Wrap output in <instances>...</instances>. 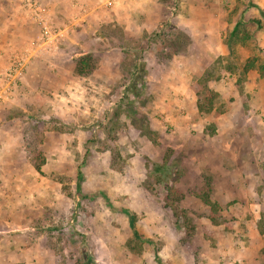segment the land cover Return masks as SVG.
I'll list each match as a JSON object with an SVG mask.
<instances>
[{"label": "rangeland", "instance_id": "obj_1", "mask_svg": "<svg viewBox=\"0 0 264 264\" xmlns=\"http://www.w3.org/2000/svg\"><path fill=\"white\" fill-rule=\"evenodd\" d=\"M96 1L102 14L113 13L114 5L106 8ZM239 2L241 0H157L155 6L146 8L155 28L145 33L157 32L164 24L172 23L189 36V42L182 53L168 62H159L153 50L142 54L146 66L145 95L134 105L147 113L149 125L158 138L152 143L140 137L132 127L123 126L118 135L121 159L116 168L110 165L111 153L103 150L106 144L101 127L124 90L129 64L125 53L114 47L121 40L114 38L111 25L120 27L127 38L140 37L144 32L140 30L137 35L128 23L103 22L82 35L75 34L68 41L72 31L81 27L92 13L98 12L87 10L80 16L83 20L74 23L75 15H81L83 11L72 5L77 9L66 22L70 25L68 34L56 45L45 48L37 26L23 14L24 24H32L38 31L37 37L23 35L16 38L23 41L16 46L17 50L27 51L35 59V93L19 97L18 102H0V141L20 143L18 153L25 159V165L20 169L28 181L24 182V192L22 189L15 197L4 191L0 183V205L23 202L15 209L11 205L6 211L0 209V238L10 241L15 234L21 236L19 247L28 250L25 254L30 258L28 264H214L211 259L215 258L221 259L220 264H227L230 259L216 250V239H213L216 231L222 237L227 233L235 234L234 246L246 247L243 261L264 264V135L257 138L254 133L249 135L247 143L253 149L248 150L245 164L238 161L239 170L248 173H251L250 169L259 168L261 163L262 182L254 189V195L235 197L220 205L225 224L212 225L207 218L208 207L194 196L195 191L203 189V177L209 176L201 175V188L195 191L179 182L183 175V155L169 143L167 138L175 133V128L164 118V112H160L165 105V95L177 101L190 93L195 97V108L196 96L190 85L213 66L218 57L228 55L224 44L229 31L227 25L232 27L227 20L228 13ZM21 7L25 11L23 5ZM45 7L49 9V6ZM214 19L218 20V31H223L218 32L222 34L216 38L209 33ZM250 27L255 31L253 26ZM105 35H109L113 43L109 38L103 39ZM221 47L225 48L223 55L220 54ZM236 52L238 65L253 58L255 64V68L247 73L242 90L237 86L239 73L224 71L208 84L219 96L217 111L201 115L196 111L193 115L191 107L184 105V111H180L183 113L175 114L184 116L187 112L185 115L193 119L207 117L205 129L209 134L215 128L210 120L223 115L227 120L233 116L237 126L246 123L253 128L257 125L255 113H262L258 121L264 123V86L261 100L251 95L246 86L249 79L257 78V74L264 81V50L251 41L248 46H237ZM85 54L93 57L94 66L90 75L80 77L74 72L75 62ZM142 101L145 103L143 108L139 104ZM123 121L122 117L119 127ZM155 123L157 130L153 129ZM167 154L172 155L170 169L165 173L154 172L150 163H162ZM226 160L232 166L236 163L230 157ZM34 162H41V173L35 170ZM16 168L0 167V173L3 170L7 175L8 181L3 182L9 183L12 179L9 173ZM78 168L83 175L80 195L76 191ZM175 170L181 173L174 182L182 194L176 204L179 217L174 216L171 208L164 207L165 182L153 185L154 192L144 188L159 176L169 172L172 176ZM34 180L35 191L32 193L27 184ZM92 195L96 196L88 198ZM125 210L136 215L135 227L143 239L141 256L132 255L125 248L126 240L132 236ZM255 215L259 216L257 236L256 228L247 231L241 227L244 226L242 221L251 220Z\"/></svg>", "mask_w": 264, "mask_h": 264}, {"label": "crops", "instance_id": "obj_2", "mask_svg": "<svg viewBox=\"0 0 264 264\" xmlns=\"http://www.w3.org/2000/svg\"><path fill=\"white\" fill-rule=\"evenodd\" d=\"M39 2L45 6H49V13L52 18L51 21L55 25L57 24L58 26L56 27L58 28H62L68 24L66 22H68L71 15L75 12L74 10L77 9L72 6H75L76 3H84L82 5L87 8L86 10L91 9V13L98 11L96 14L92 13L90 18L86 20L81 27L72 31L67 38L68 41H70L75 34H78V36L82 35L84 32H87V29L92 30L94 26L96 27L103 22H117L123 25L128 23L131 27L135 28L134 32L137 35L140 33V30L150 33L154 31L155 28L146 8L155 6L157 0H115L113 3V13L104 14H102V10L98 9L99 7L97 6L96 0H39ZM243 2L248 7L245 17L247 19L259 20L262 23L260 28L255 29L252 41L258 48L264 50V0H243ZM21 5H23V0H0V70L7 64V57L18 49L16 46L23 42L16 38H21L23 35L30 38L34 35L35 37L38 36V31L34 25L30 24L31 27L28 24H24L22 21H25L24 15L26 13ZM26 20L28 19L26 18ZM214 21L215 22L212 21L213 23H211L213 29L209 33L211 37L216 38L218 34H222L218 33L222 30L220 29L218 31V20L214 19ZM227 26H229L228 29L230 30L231 25ZM225 31L226 29L224 32ZM206 50L207 48L205 51ZM220 51L221 55L225 54L224 47H221ZM31 58L22 74L17 78L14 93L12 95L13 98H11L12 101H10V99L1 102V104L7 102L14 103L17 99L19 100V97L23 98L29 92L35 93V59ZM257 73L258 72H256V74ZM246 86L248 92H251V95H254L256 99H263L262 87L264 86V81L258 74L257 78L249 79ZM163 98L165 99V105L164 108L162 107L160 109V112H164V118L175 128V133L170 137L168 136L167 139H169L171 145L175 146L176 151L182 152L183 155V175L179 182L185 183L190 191H195L201 188L202 174L211 177L214 186L213 200L221 206L234 200L235 197H247L249 193L254 195V189L259 187V183L263 180L261 163L259 168L257 167L255 171L250 169L251 173H248L247 170H245L247 167H244V172L239 170L241 167L238 165V161L240 164L242 162L245 164L247 162L248 150L251 152L250 150L253 149L252 145L247 143L249 135L251 136L254 133L256 138L264 135V123L260 122V120L258 121L262 113H255V122L257 125L253 128H251V126L248 127L246 123H244L245 125L243 126L235 125L233 116H227L229 117L228 120L224 115L222 117L219 116L217 119L210 120L215 124V128H213V131L209 134L205 129V125L208 124L207 117H198L196 119H193V117L188 118L187 112H185L187 115L184 114V116H179L181 115L179 113H183L184 111V105L191 107V114L195 115L194 95L192 96L188 93L177 101L171 100L169 95H165ZM260 104L263 108V103L260 102ZM175 107L178 109H175ZM181 110L183 111L180 112ZM156 125L158 124L155 123L153 127L154 130H157ZM257 147L261 150L260 145ZM20 148V143L16 141H0V167H18L16 169H11L9 174H11L12 179L9 183L3 182L8 181L6 179L7 175L3 173V170H1L0 173V183L4 186L2 188L4 191L10 192L13 197L22 189L21 192H24V182L28 181L24 178L22 169H20V167L25 165L24 157L18 153ZM227 157L235 160L236 163L234 166L227 162ZM253 173L256 175L253 176ZM27 187L29 191L33 193L35 191V180L28 183ZM16 202L17 205H14L12 201L9 204L0 205V209L4 208L6 211L9 205H11V208H16L19 204L23 203L20 201ZM258 219L259 216L255 215L251 220L242 221V225L244 226L241 227L245 230L247 229V231H254L256 228L257 236L256 222ZM233 235L227 233L222 237L221 233L218 231L213 233V239H216V250L218 253L220 251V254H226L230 259L227 264H252L251 262L247 263L243 261V254L246 247L238 246L236 248L234 246ZM14 237V239L11 237L10 241L0 238V264H22L24 259L25 264H28L30 261L28 255H25L28 250H23L19 247L20 243L18 242V238L21 240V236L15 234ZM257 252L258 248L256 253ZM231 258H235V260ZM220 262L221 259H211V263L220 264Z\"/></svg>", "mask_w": 264, "mask_h": 264}, {"label": "trees", "instance_id": "obj_3", "mask_svg": "<svg viewBox=\"0 0 264 264\" xmlns=\"http://www.w3.org/2000/svg\"><path fill=\"white\" fill-rule=\"evenodd\" d=\"M247 6L241 0L236 3L228 13V22L232 24L231 29L225 36L224 44L228 49V55L226 57H218L215 64L206 69L203 74L195 78L190 85V89L196 96L195 109L197 114H210L219 109V96L218 94L209 87V82L219 78L220 73L224 71L238 72L239 78L237 86L242 90V84L246 79L247 73L255 68L254 58L247 59L242 65L237 64V52L236 47L248 46L253 38V30L260 28L262 23L256 19H247L245 13ZM111 30L114 38H119L121 41L115 44L114 47L123 51L128 61L129 66L127 67L128 80L124 83V90L118 101L114 104L113 111L109 116L106 117L102 124V131L104 137V149L111 153V167L116 168L118 162L121 159L120 145L118 142L119 131L124 127H132L140 137H145L152 143L157 142V134L151 129L149 125V119L145 111L137 109L134 102H138V98L145 95V75L146 66L142 62V54L146 51L153 50L158 58V61L168 62L175 55L182 53L189 42V36L183 32L175 24H164L159 31L148 34L143 33L140 37L127 38L123 35V31L117 25H111ZM106 26L104 27V29ZM102 34V32L100 33ZM100 34L97 36L99 37ZM109 38L110 43H113V39L110 36L105 35L103 39ZM94 66L93 57L90 54L80 56L75 62L74 72L80 77L88 76L91 74ZM143 108L144 102L139 103ZM123 117L122 125L119 127L121 118ZM170 154L164 156L162 163H150L151 168L154 172L159 173L163 171L167 172L170 169ZM148 164V163H147ZM34 168L38 173H41V162H34ZM148 168V165H147ZM170 173V172H169ZM169 173L163 177H157L153 181H149L144 188L148 191L154 192V186H158L162 182H165L166 195L164 197L165 208H171L174 212L175 217H179L176 210V204L182 199V194L175 188L174 182L180 177V171L175 170L171 176ZM77 184L76 191L80 195V182L82 181L83 175L80 168L77 169ZM170 181H169V180ZM203 189L195 191L194 196L209 209L208 220L212 225L225 224V219L221 215V206L213 200L214 188L212 181L209 177H203ZM96 195L89 196L88 198L93 199ZM83 197V195H82ZM128 219L129 227L132 231V236L126 240L125 248L127 251L135 256H141L143 239L139 232L136 230V215L131 211H123ZM181 211L180 214H183ZM262 223V221H261ZM192 229V228H191ZM262 234L263 231L261 230ZM151 243V242H149ZM158 258V256H156Z\"/></svg>", "mask_w": 264, "mask_h": 264}, {"label": "built area", "instance_id": "obj_4", "mask_svg": "<svg viewBox=\"0 0 264 264\" xmlns=\"http://www.w3.org/2000/svg\"><path fill=\"white\" fill-rule=\"evenodd\" d=\"M99 1L102 6L106 8L111 7L115 2V0ZM76 5L79 6L83 13L81 15H75L73 18L74 23L83 20L80 16L87 12L83 5L78 3H76ZM23 8L26 11L27 18L37 26L41 44L45 48L56 45L68 34L70 25H66L62 28L56 27L51 21L49 9L40 4L38 0H23ZM31 57L32 55L28 54L27 51L21 50H16L8 56L7 64L0 70V102L11 99L17 78L22 74Z\"/></svg>", "mask_w": 264, "mask_h": 264}]
</instances>
